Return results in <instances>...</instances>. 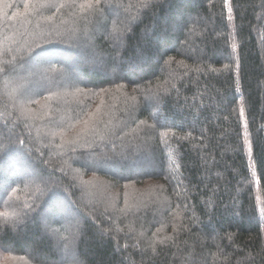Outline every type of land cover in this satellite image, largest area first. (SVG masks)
Instances as JSON below:
<instances>
[{
	"label": "trees",
	"instance_id": "trees-1",
	"mask_svg": "<svg viewBox=\"0 0 264 264\" xmlns=\"http://www.w3.org/2000/svg\"><path fill=\"white\" fill-rule=\"evenodd\" d=\"M8 2L13 6L0 11V67L7 69L0 72V264H264V0H230L231 13L224 0H102L94 16L105 12L107 33L92 36L93 44L104 55L102 64L119 69L110 76L107 70L110 74L81 70L71 60L67 73H78L84 78L78 84L94 91L123 85L139 104L116 107L109 98L95 111L80 109L81 129L70 136L69 111L51 115L46 109L50 87L23 94L28 85L19 92V84L10 88L8 83L14 65L34 52L60 57L64 45L48 43L35 51L25 46L21 52L6 45L14 33H37L44 25L43 33L53 32L55 17L69 11L71 0H52L28 12L24 0ZM86 2L75 0L76 10ZM173 24L180 27L177 39ZM138 48L151 56H140ZM82 53L75 61L93 56ZM57 66L62 65L55 60L51 69ZM21 94L31 114L22 109ZM134 107L135 128L146 122L150 137L135 139L134 133L125 140L106 139L105 128L118 125L114 111ZM88 132L95 134L85 136ZM145 143L151 154L140 162L144 169L128 167ZM125 145L137 146L136 153L121 158ZM96 156L102 161L96 163ZM95 178L105 179L122 196L130 186L157 185L159 192L134 207L123 201L108 207L106 191L97 196L87 189ZM51 201L55 215L69 207L65 225L57 228L56 222L50 228L67 250H75L69 259L60 260L48 247L36 222L53 207ZM75 233L76 243L69 247L65 241Z\"/></svg>",
	"mask_w": 264,
	"mask_h": 264
},
{
	"label": "rangeland",
	"instance_id": "rangeland-1",
	"mask_svg": "<svg viewBox=\"0 0 264 264\" xmlns=\"http://www.w3.org/2000/svg\"><path fill=\"white\" fill-rule=\"evenodd\" d=\"M102 1V0H101ZM69 11L65 12L62 11L59 13L55 19V25L53 32H50L48 34L43 33V28L39 27L40 30H38L37 33H27L26 35H19L18 33H14L10 36L9 45H6V48L10 47L11 50L21 52L25 46L31 47L32 50H38L43 45H46L48 43H55L59 42L61 45H64L61 48V51L58 52V56H62L63 58L57 57L53 59L45 58L43 55L40 57V62L37 63L36 61L30 60L26 61L24 64L20 65H14V68L11 70L12 74H10L11 78L9 80V87L15 86V84H19L18 91L21 92L26 85L29 86V88L23 93L25 94L27 91H30L29 89H34L37 93H41L46 88L50 87L52 90V93L50 95H46L47 99L44 101L46 109L48 110L49 114L53 115H61L62 113L68 112V116L70 119V132H68V136L72 134V132H76L78 128L81 129V123L82 120L77 119V113L80 111V109L86 108L90 111H95L98 107L104 106L106 104V100L110 98L111 104L113 106H120L121 104L129 101L132 104H139V100H136L134 97V92L130 89H127L123 85H118L114 89L109 88L105 89L104 92L100 91H94L90 88H87L81 84H78L79 79H84L82 76H80L78 73H76V76H69L67 71L72 69L71 60H74L75 65L79 66L81 70H99L101 72H104L105 74H110L108 72H111L110 76H113L116 71L119 69L118 67H114L111 69H108L106 64H102V58L104 55L98 54L96 51L95 44H93V37H99V36H106L107 31L103 28L104 22H105V12L103 11L101 15L96 18L94 16L95 11L94 7L96 5H93L92 9H87L84 7H81L80 11L76 10V3L72 4L69 2ZM87 3V2H86ZM84 3V4H86ZM101 3V2H100ZM106 4V0L104 2ZM134 3V2H133ZM132 3V4H133ZM83 4V5H84ZM3 7H0V11ZM229 8H231L230 0L227 5L228 12ZM231 13V12H230ZM113 14V11H111L108 15L110 16ZM115 16H117L116 10L114 11ZM94 16V17H93ZM186 19L189 21L195 20L194 17L187 16ZM107 20V19H106ZM181 21V19H180ZM118 23H115V26L117 27ZM63 25V27H61ZM175 24L172 25L173 28H171V32L173 35L176 34L177 29L180 28L177 26V29L175 28ZM33 33V35H32ZM96 33V34H95ZM117 33V32H116ZM95 34V35H94ZM118 35V33L116 34ZM20 36L21 41H20ZM93 36V37H92ZM177 34L174 36V39H177ZM94 38V39H95ZM74 43L73 49H70L68 46L70 43ZM19 43V46H18ZM117 45V43H116ZM39 46V47H38ZM137 48V47H136ZM236 50V49H235ZM82 54H90L91 52L93 56H89L88 58H85L86 56L81 55V60L75 61V54L82 52ZM137 54L140 56H143L144 58H148L149 55L151 56L150 52L144 51V48H138ZM87 55V56H88ZM67 59H70L68 61ZM118 59V58H117ZM157 59V58H155ZM59 61L62 65L54 67L51 69L52 62ZM108 72H105V71ZM10 71V72H11ZM115 76V75H114ZM14 77V78H13ZM19 82V83H18ZM82 89V91H77V89ZM15 89H12L11 91H14ZM111 92V93H110ZM21 94V96L23 95ZM7 98L8 94H6ZM28 96V94H27ZM94 103H97V105H93ZM22 109L27 113L31 114V109L28 105H26L25 97L22 96ZM126 105V103H125ZM123 108H118L114 111L113 118L116 122H118L117 126H111L109 128H105L104 136L109 138H119V139H126L128 137L127 135H133L134 133L136 138H142L147 139L150 137L151 134V128L148 126L146 122H141V125L138 128H135V120H136V109L129 108V111H123ZM241 110H243L242 116L244 117V109L243 106H241ZM123 117V118H122ZM188 118V116H187ZM63 120V117H60L57 122H60ZM125 125L126 128H122V132L118 129L116 130L119 125ZM61 125V124H60ZM90 127H87V130ZM96 125H94L93 129H98ZM10 130L13 131V128L11 127ZM117 132V133H116ZM118 133H121L120 136H117ZM95 134L93 132H88L85 134V136ZM244 135L246 139V143L248 145V154H249V160L251 164V169L254 174V181L256 183V188L259 187L258 177H257V171L255 164L251 158V145L248 138V132L245 129ZM84 136V137H85ZM105 139V140H106ZM133 142V140H128L127 143ZM112 142L107 141L105 144L109 145ZM147 143V142H146ZM144 144L145 147L143 150L139 151V153L136 155L137 158H133L132 162L128 164V167H139L140 169H144L142 164H140L143 157L146 155L151 154V151L148 150L149 144ZM45 144H41L39 147L43 148L45 147ZM124 149L122 150L120 157H125L126 155L135 154L137 150V146L135 148H127V145H125ZM38 147V148H39ZM114 153V152H113ZM103 156V155H102ZM104 157V156H103ZM86 157H83V159ZM94 161L96 163L102 161L100 156H96ZM118 161V160H117ZM121 163V162H119ZM116 163L115 167L113 169L115 171L120 170L121 164ZM107 164H109L107 162ZM111 164V163H110ZM27 169V165L23 166V170ZM43 178V177H42ZM4 179H1L3 181ZM43 181L47 180V177H44L42 179ZM87 189L92 190L95 195L98 196L99 191H106L108 194L106 197L105 202L109 203L108 207H114L118 204H120L123 201V204L127 207H134L137 202L140 200H143L144 197H152L153 195L156 196V193L159 192V187L157 185H147L143 187H136V186H130L125 194L122 196L119 191L114 188V186L106 181L103 178H95L91 181V183L87 186ZM88 194L91 196L93 195L91 192H88ZM163 194V193H160ZM97 196H92L93 198H97ZM259 198V204H260V211L262 209V201L261 198ZM161 199L164 201L163 196L161 195ZM1 200V198H0ZM85 203H87L88 198L83 200ZM94 202V200H91ZM144 202V200H143ZM56 203L54 201H51V207L50 210L48 209L43 213L41 216L38 217V220L36 221L37 224L40 225V229L42 234L48 238L49 244L48 247H51V249L54 250L59 255V259H69L71 256L76 254L75 250L70 251L67 250L66 245H64V242L59 241L57 236L50 231V228H52L53 225H55L56 222L59 223L60 228L63 227L65 224L63 223L65 220L68 219V209L69 207L66 206L64 209V212L59 210V214L55 215L51 212V210L55 207ZM59 208V206L57 205ZM61 208V207H60ZM51 212V213H50ZM56 216H59L56 218ZM74 238L71 240L65 241V244H70L69 247H73L76 243V233L74 234ZM88 246H85V250H87ZM12 264H24L23 262L13 260L11 262Z\"/></svg>",
	"mask_w": 264,
	"mask_h": 264
},
{
	"label": "snow or ice",
	"instance_id": "snow-or-ice-1",
	"mask_svg": "<svg viewBox=\"0 0 264 264\" xmlns=\"http://www.w3.org/2000/svg\"><path fill=\"white\" fill-rule=\"evenodd\" d=\"M67 2V0H66ZM101 2V0H88V2L84 5H81V7L87 8V9H92L93 5H99ZM225 2V6L228 5L229 0H224ZM52 3V0H24V9L25 12H28L29 10L31 11H38L39 8L44 7L45 5H50ZM72 4H75V0H71ZM13 5L11 3L8 2V0H0V7H12ZM64 5L61 4L60 7H63ZM149 5L145 4L144 7L147 8ZM229 11L231 12V8H229ZM17 15H19V13H17ZM39 47V46H38ZM233 47H235V45H233ZM40 56L41 54L39 52H34V55L31 56L30 61H36L37 63L40 62ZM165 63L167 64L168 61H165ZM7 71L6 68L0 67V72H4ZM77 91H82V89H77ZM101 91H105L104 89H101ZM157 94H159V90H157ZM243 110H241L242 112ZM20 145H23L25 143L24 140H20L19 141ZM12 151V149L6 148L3 155L7 156L10 152ZM13 191H15V189H13ZM54 195V193H53ZM75 227L77 229H79V225H75ZM45 264H47V262H45Z\"/></svg>",
	"mask_w": 264,
	"mask_h": 264
}]
</instances>
